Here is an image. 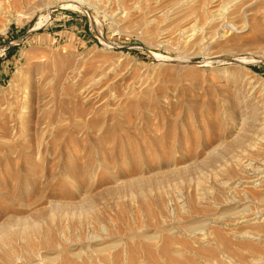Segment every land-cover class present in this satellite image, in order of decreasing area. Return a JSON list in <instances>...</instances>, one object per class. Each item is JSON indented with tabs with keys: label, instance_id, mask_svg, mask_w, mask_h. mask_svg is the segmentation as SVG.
I'll return each mask as SVG.
<instances>
[{
	"label": "rangeland",
	"instance_id": "rangeland-1",
	"mask_svg": "<svg viewBox=\"0 0 264 264\" xmlns=\"http://www.w3.org/2000/svg\"><path fill=\"white\" fill-rule=\"evenodd\" d=\"M258 2L0 0V192L28 202L39 193L74 190L93 172L99 192L114 187L115 177L138 176L134 166L160 179L163 199L180 204L201 192L222 203L228 154L221 148L232 138L221 140L224 113L264 97H257L264 95ZM53 115L62 116V129L51 123ZM124 145L134 160L111 152ZM212 149L222 153L214 161ZM256 156L249 152L242 161ZM120 193L127 222L114 238L155 232L160 220L139 207L135 190ZM106 198L98 202L105 223L119 211ZM195 212L188 218L204 216ZM261 244L254 255L236 253V261H261Z\"/></svg>",
	"mask_w": 264,
	"mask_h": 264
},
{
	"label": "bare ground",
	"instance_id": "bare-ground-1",
	"mask_svg": "<svg viewBox=\"0 0 264 264\" xmlns=\"http://www.w3.org/2000/svg\"><path fill=\"white\" fill-rule=\"evenodd\" d=\"M258 3L264 4V0ZM26 82L30 97L34 92L33 80ZM251 101L238 111L226 110L225 120L221 122V140L232 136L221 148L228 154L222 164L225 179L221 188L226 194L222 203H216V195L212 200L201 192L188 195L185 201L175 204L173 199H166L162 190L166 197L163 199L160 179L156 175L145 176L134 166L138 176L122 181L115 177L114 187H105L99 192H93L99 184L93 180L95 172L88 177L91 181L81 185L74 183V190L64 189L45 196L39 193L28 202L15 201L10 195L12 192H0V264H239L234 256L242 249L254 255L264 243V97ZM62 121L61 115L51 118L56 129H62ZM20 123L21 127L27 125L26 121ZM114 151L122 154L123 159H135L133 151L127 155L125 145L111 152ZM249 152L257 156L244 163L242 159ZM221 154L212 149L209 160L214 161ZM167 171L173 174L176 170L168 168ZM78 173L75 172V177L79 178L83 172ZM129 188L135 190L137 198L139 195V207L151 217H157L160 224L152 234L142 232L138 238L127 235L114 238L115 231L120 233L121 221L127 220V199H122L119 193ZM239 192L244 197L240 198ZM103 197L114 198V204L119 206L118 213L108 216L106 223L101 217L103 210H99L102 206L98 204ZM209 197L212 198L210 194ZM44 203L47 204L38 207ZM198 209L204 216L188 218ZM123 226L124 223L121 229ZM249 264H264V258L261 261L253 259Z\"/></svg>",
	"mask_w": 264,
	"mask_h": 264
}]
</instances>
